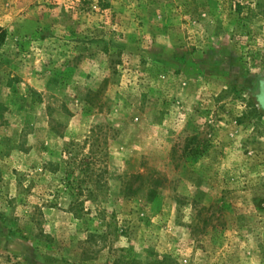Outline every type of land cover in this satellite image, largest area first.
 <instances>
[{
    "label": "rangeland",
    "instance_id": "374dc122",
    "mask_svg": "<svg viewBox=\"0 0 264 264\" xmlns=\"http://www.w3.org/2000/svg\"><path fill=\"white\" fill-rule=\"evenodd\" d=\"M0 264H264V0H0Z\"/></svg>",
    "mask_w": 264,
    "mask_h": 264
}]
</instances>
